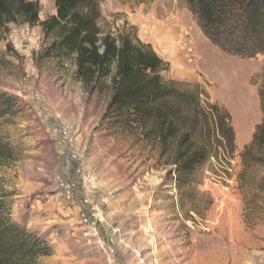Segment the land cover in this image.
Masks as SVG:
<instances>
[{"label": "rangeland", "instance_id": "374dc122", "mask_svg": "<svg viewBox=\"0 0 264 264\" xmlns=\"http://www.w3.org/2000/svg\"><path fill=\"white\" fill-rule=\"evenodd\" d=\"M100 10L102 29L126 21L168 62L165 80L197 85L203 100L226 108L234 150L213 139L214 157L175 187L157 145L101 123L110 88L88 93L72 56L40 58L52 40L40 26L9 24L0 90L17 110L0 131L16 159L0 166V180L15 193L13 221L53 245L41 264H264V166L242 156L263 117L264 52L221 50L184 0H101ZM53 14V2L39 0L40 19Z\"/></svg>", "mask_w": 264, "mask_h": 264}, {"label": "trees", "instance_id": "16d2710c", "mask_svg": "<svg viewBox=\"0 0 264 264\" xmlns=\"http://www.w3.org/2000/svg\"><path fill=\"white\" fill-rule=\"evenodd\" d=\"M55 14L41 20L39 0H0V33L9 24L40 26L52 37L41 59L64 62L72 56L75 77L88 93L112 91L101 123L138 129L160 149L175 187L189 183L210 158L213 139L232 153L234 131L223 106L200 97L198 86L165 80L169 64L133 27L104 30L101 0H49ZM202 34L221 50L254 56L264 52V0H184ZM127 26V28H126ZM262 119L243 158L264 166V85L258 89ZM16 97L0 90V121L16 112ZM174 147L172 155H167ZM0 131V166L16 159ZM15 193L0 180V264H41L54 253L45 237L12 219Z\"/></svg>", "mask_w": 264, "mask_h": 264}, {"label": "built area", "instance_id": "2783aa9c", "mask_svg": "<svg viewBox=\"0 0 264 264\" xmlns=\"http://www.w3.org/2000/svg\"><path fill=\"white\" fill-rule=\"evenodd\" d=\"M65 193L67 194V196L68 197H70L71 195H70V193H71V188L68 186V184H67V186L65 187ZM84 222H86V223H88L89 225H91V226H95L96 225V222H97V220H89V219H87L86 217L84 218Z\"/></svg>", "mask_w": 264, "mask_h": 264}, {"label": "bare ground", "instance_id": "6f19581e", "mask_svg": "<svg viewBox=\"0 0 264 264\" xmlns=\"http://www.w3.org/2000/svg\"><path fill=\"white\" fill-rule=\"evenodd\" d=\"M234 69V68H233ZM235 72V71H234ZM244 73V72H243ZM231 74H233V73H231ZM241 74V73H240ZM231 77L233 78V77H236L235 75H231ZM237 79H238V77H237ZM233 80V79H232ZM242 81V80H241ZM241 81H239V82H241ZM232 84H234V83H232ZM245 87V86H244ZM233 89H234V87H233ZM228 90V89H227ZM234 91V90H233ZM234 93V92H233Z\"/></svg>", "mask_w": 264, "mask_h": 264}]
</instances>
